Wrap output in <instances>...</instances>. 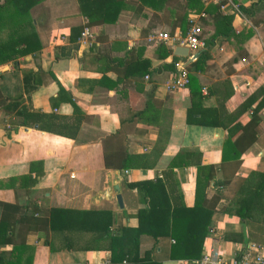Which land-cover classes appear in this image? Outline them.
<instances>
[{
  "label": "crops",
  "instance_id": "0c3cea01",
  "mask_svg": "<svg viewBox=\"0 0 264 264\" xmlns=\"http://www.w3.org/2000/svg\"><path fill=\"white\" fill-rule=\"evenodd\" d=\"M174 1L151 7L125 0L114 23H99L102 13L97 10L89 18L95 35L89 47L77 37L69 39L72 27L88 21L78 0H42L31 8L40 48L0 64V94L21 93L23 107L35 118L10 128L15 116L0 109V223L15 225L9 243L0 227V264L107 263L106 240H99L104 225L64 213L50 226L47 210L106 211L102 218L114 233L135 227L137 212L145 206L130 183L158 179L171 205L190 208L196 179L208 165L214 171L204 198L218 200L202 246L226 258L260 252L264 264V198L253 202L244 218L224 210L239 196V179L264 173V0H231L239 15L220 11L231 14L227 36L211 38V24H205L211 19L206 14L205 21L197 18L202 44L196 56L205 49L207 57L187 69L190 86L170 90V61L174 57L189 63L173 52L156 54L159 44L169 47L156 39L157 33L169 32L172 14L182 11L183 0ZM129 48L150 62L145 74L117 64L124 62ZM24 72L31 87L27 92ZM149 95L156 102L139 114ZM189 111L202 120L188 121ZM253 115L254 132L245 135L253 140L238 162L222 159L228 129L244 126ZM126 154L131 156L127 160ZM19 242L27 248L11 255L12 245ZM171 242L160 238L153 243L142 234L138 253L153 246L150 256L160 264H195L169 259Z\"/></svg>",
  "mask_w": 264,
  "mask_h": 264
},
{
  "label": "trees",
  "instance_id": "16d2710c",
  "mask_svg": "<svg viewBox=\"0 0 264 264\" xmlns=\"http://www.w3.org/2000/svg\"><path fill=\"white\" fill-rule=\"evenodd\" d=\"M42 0H1L0 1V64L8 61H14L16 58L25 54L34 52L40 48L39 39L30 15V10L33 6ZM80 12L87 18L85 25L91 27L94 20H89L90 16L100 10L102 13L99 23H114L117 15L124 6L125 0H78ZM141 5H149L155 7L157 3H167L169 0H138ZM176 4L178 1H174ZM88 6L89 11L82 7ZM182 9L181 13H174L171 16L170 33L173 29L178 28L184 33L189 27L187 13H204V16H199V22L205 21V14L211 19L212 34L211 38L216 35L227 36L230 34V19L231 14L221 13L218 7L212 3L204 4L201 0H183L179 3ZM168 6V11L170 10ZM170 13V12H169ZM200 25V23L198 24ZM200 27V26H199ZM82 28V25L72 27L69 39H75ZM99 36L98 39L102 40ZM173 50L166 47L164 44H159L156 50L158 57H164L167 54H172ZM124 62L118 61L117 64H122L127 67V72L138 69V72L145 74L149 71L150 62L140 55H134L133 49L126 50ZM207 57L205 49L201 51L196 58L185 65L186 70L195 68L200 59ZM176 58L170 61V70L173 71V62ZM134 68L135 70L131 69ZM187 70V72H188ZM26 75L28 72L22 73L23 90L29 91L31 87H27ZM187 85L192 84V76L187 75ZM191 90V88L189 87ZM194 95L191 94V101ZM156 101L149 95L145 101L144 107L138 112L141 114L147 106L152 105ZM264 102V101H263ZM263 102L261 104H263ZM192 103V102H191ZM191 104V108L194 107ZM259 105L258 108H260ZM0 109L5 113H13L16 120L9 122L8 126L12 128L18 125H27L28 120L34 121V116L28 112L22 105L21 93L13 96L0 94ZM190 109V108H189ZM32 117V118H31ZM195 115L192 111L187 113V120L190 122H200L199 119H194ZM257 120L253 115L249 122L244 126L235 125L228 129V136L222 145V159L234 158L238 162V157L247 145L253 140V136H249L248 141L246 136L248 133L254 132ZM166 134V133H165ZM235 135V136H234ZM254 135V134H253ZM242 137H244L242 139ZM160 140V138H159ZM250 140V141H249ZM131 157L126 154V160ZM123 162L121 167H125ZM207 170L201 178H197L195 182L194 204L190 208H186L181 204L171 205L166 196L162 183L158 180H143L136 183H130L129 186L136 188L142 199L145 201V206L137 212V225L135 227H121L116 232L109 231V220L102 218L103 215H108L106 211L89 210L75 211L68 209L50 208L47 210L50 226L55 216L63 215L64 213H75L76 215L88 216L91 218V223L95 225H104L102 228L99 240H106L107 248L110 252L107 263L102 264H160L151 258L150 254L154 252V247H150L144 251L142 255L138 253L139 236L144 234L153 239V243H157L160 238L172 240L168 248V258L175 260L194 261L199 258L204 236L206 234L211 212L213 211L218 197H212L210 200L204 198L203 190L207 186L209 180L213 177V167L211 165L203 167ZM229 180V179H227ZM253 180L254 186H248ZM228 182V181H226ZM224 184V183H222ZM237 193L239 196L232 201V206H225L224 210L233 213L239 217H243L251 210L253 202L260 198H264V173H250L247 177L241 178L237 182ZM90 220V219H88ZM13 224L0 223L3 230L4 242H12L11 236ZM29 228V227H28ZM27 230V228H26ZM8 233V235H5ZM98 241V238L96 239ZM27 247L22 242L12 245L10 254L14 255L24 251ZM4 258V253L0 252V259ZM12 264V263H9Z\"/></svg>",
  "mask_w": 264,
  "mask_h": 264
},
{
  "label": "built area",
  "instance_id": "2783aa9c",
  "mask_svg": "<svg viewBox=\"0 0 264 264\" xmlns=\"http://www.w3.org/2000/svg\"><path fill=\"white\" fill-rule=\"evenodd\" d=\"M204 4L212 3L218 7L219 11L230 10L233 14L239 15V10L237 5H235L231 0H201ZM204 16L203 12L199 14L192 13L188 15L189 27L182 33L178 28L170 32H158L156 39L167 44L170 49H174L176 46L185 47L187 49L186 60L189 62L196 58V51L201 46V29L197 23L194 21L199 17ZM86 23V22H85ZM82 25V28L77 36V42L84 46L89 47L94 43L95 35L93 31L90 30L89 26ZM59 39V37H55ZM185 61L174 60L173 67L174 70L171 72V77L168 80L167 88L170 90L182 89L186 86L188 78V72L185 68ZM126 173V170L123 171ZM70 177L73 175L70 174ZM195 264H261L262 255L260 252H255V254H250L249 251L241 252L238 256L226 258L218 250L211 247L202 246V250L198 259L193 261Z\"/></svg>",
  "mask_w": 264,
  "mask_h": 264
},
{
  "label": "water",
  "instance_id": "95a60500",
  "mask_svg": "<svg viewBox=\"0 0 264 264\" xmlns=\"http://www.w3.org/2000/svg\"><path fill=\"white\" fill-rule=\"evenodd\" d=\"M173 54L180 55V56H186L187 55V49L185 47L176 46L173 49ZM116 202H117L118 206L121 207V199H120V196L118 194L116 195Z\"/></svg>",
  "mask_w": 264,
  "mask_h": 264
}]
</instances>
